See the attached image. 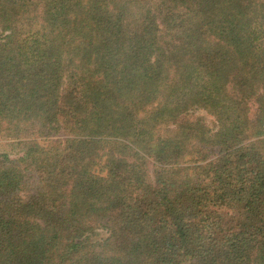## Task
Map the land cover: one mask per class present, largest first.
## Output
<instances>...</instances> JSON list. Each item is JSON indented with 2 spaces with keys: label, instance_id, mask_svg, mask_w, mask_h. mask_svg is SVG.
Here are the masks:
<instances>
[{
  "label": "trees",
  "instance_id": "16d2710c",
  "mask_svg": "<svg viewBox=\"0 0 264 264\" xmlns=\"http://www.w3.org/2000/svg\"><path fill=\"white\" fill-rule=\"evenodd\" d=\"M0 264H264V0H0Z\"/></svg>",
  "mask_w": 264,
  "mask_h": 264
},
{
  "label": "rangeland",
  "instance_id": "374dc122",
  "mask_svg": "<svg viewBox=\"0 0 264 264\" xmlns=\"http://www.w3.org/2000/svg\"><path fill=\"white\" fill-rule=\"evenodd\" d=\"M205 119V118H204ZM104 236V232L103 231H99L97 232L96 234V238H99V237H103Z\"/></svg>",
  "mask_w": 264,
  "mask_h": 264
}]
</instances>
